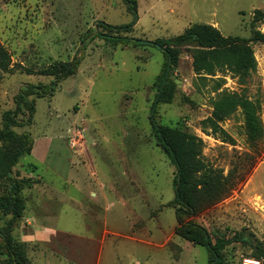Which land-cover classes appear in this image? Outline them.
I'll list each match as a JSON object with an SVG mask.
<instances>
[{
    "label": "rangeland",
    "instance_id": "rangeland-1",
    "mask_svg": "<svg viewBox=\"0 0 264 264\" xmlns=\"http://www.w3.org/2000/svg\"><path fill=\"white\" fill-rule=\"evenodd\" d=\"M137 3L133 12L124 0H0V47L11 57V71L0 69L3 112L15 108L23 86L53 81L45 68L80 61L53 95L35 99L33 123L15 129L29 132L34 147L14 173L34 184L22 192L25 211L12 225L14 241L30 264H210L205 247L176 234L170 203L177 169L149 118L165 68L156 43L163 41L178 61L168 73L173 100L157 106L156 121L196 135L206 163L244 177L227 198L191 220L225 242L227 264L263 262L253 254L256 246L264 248V138L251 145L241 109L222 123L232 143L203 121L218 93L227 91L258 102L264 122V44L251 42L257 69L241 84L227 69L199 78L193 55L201 47L177 37L207 24L225 37L250 40L253 25L264 33V0ZM105 25L132 28L119 37L143 43L109 42L98 36L113 34ZM5 185L0 178V194ZM241 234L251 246L234 239Z\"/></svg>",
    "mask_w": 264,
    "mask_h": 264
},
{
    "label": "trees",
    "instance_id": "trees-1",
    "mask_svg": "<svg viewBox=\"0 0 264 264\" xmlns=\"http://www.w3.org/2000/svg\"><path fill=\"white\" fill-rule=\"evenodd\" d=\"M131 11L136 12L137 0H124ZM110 34H98L107 41L123 44H142L140 40L119 37V32L132 28H117L105 25ZM116 32V34H114ZM124 32V31H123ZM117 35V36H115ZM181 42L197 43L201 49L193 55L196 74L201 79L215 76L223 69L238 76L241 84L245 83L257 69V60L251 42L264 44V33L253 25L252 38L225 37L216 28L207 24H195L177 37ZM166 58L165 68L158 77V93L149 115L153 132L156 134L161 147L171 159L177 169L174 178L176 197L170 203L175 207L178 226L176 234L183 239L207 249L210 264H227L221 251L225 242L213 239L209 231L202 225L191 220L197 214L210 209L225 198L239 185V174L236 169L224 175L222 170L214 168L203 159L204 142L196 135L186 131L160 125L156 121V108L161 103H171L174 97L175 84L168 79V73L177 64L178 54L166 46L163 41H157ZM11 57L7 50L0 47V69L11 71ZM80 66L78 59L72 62H56L42 70L43 74L53 77L48 85L23 86L15 96V108L3 112L0 107V178L6 180L5 190L0 194V264H30L18 249L12 235L14 221L23 217L25 211V197L23 190L32 187V178H19L14 168L21 158L31 155L34 139L29 132L18 133L15 129L24 125H31L36 113L35 99L51 96L58 85L65 79L76 74ZM222 87L219 82L217 91ZM212 114L203 121L205 129L211 134L219 135L224 142L231 141V137L222 127V123L242 110L245 119V131L248 141L256 148L258 142L264 138V122L260 116L261 106L252 101L245 94L227 91L218 93L212 102ZM22 118L20 120L19 118ZM11 216L10 220L7 217ZM237 241L251 246L252 242L242 234L235 236ZM257 247L253 257L262 259L264 264V248Z\"/></svg>",
    "mask_w": 264,
    "mask_h": 264
},
{
    "label": "built area",
    "instance_id": "built-area-1",
    "mask_svg": "<svg viewBox=\"0 0 264 264\" xmlns=\"http://www.w3.org/2000/svg\"><path fill=\"white\" fill-rule=\"evenodd\" d=\"M242 264H263L261 260L253 259V258H245Z\"/></svg>",
    "mask_w": 264,
    "mask_h": 264
},
{
    "label": "bare ground",
    "instance_id": "bare-ground-1",
    "mask_svg": "<svg viewBox=\"0 0 264 264\" xmlns=\"http://www.w3.org/2000/svg\"><path fill=\"white\" fill-rule=\"evenodd\" d=\"M260 205V204H259Z\"/></svg>",
    "mask_w": 264,
    "mask_h": 264
}]
</instances>
